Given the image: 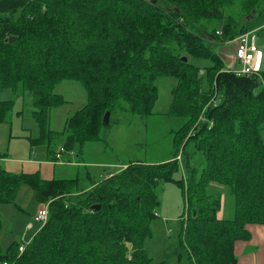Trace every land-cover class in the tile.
<instances>
[{
  "label": "trees",
  "instance_id": "16d2710c",
  "mask_svg": "<svg viewBox=\"0 0 264 264\" xmlns=\"http://www.w3.org/2000/svg\"><path fill=\"white\" fill-rule=\"evenodd\" d=\"M217 3L222 1L0 0V89L20 84L31 95L41 134L33 145L44 140L50 146L52 135L59 136L48 120L50 110L63 104L53 92L63 81L80 82L87 92V104L66 120L65 151L102 141L107 111L148 115L159 77L177 81L172 116L187 124L205 117L188 150L202 154L201 170L184 152L180 163L129 164L86 192L76 190L74 181L1 170L0 204L12 202L26 184L49 211L22 253L16 243L0 252L1 264H150L144 243L156 216V189L166 182H176L183 192L179 245L191 264H238L235 243L250 238L248 225H264V71H225L205 44L219 32L197 30L192 18L222 19ZM242 3L241 17L227 18L221 29L224 39L264 30V0ZM188 55L213 61L204 74L212 77L214 104ZM7 105L0 102V117ZM179 168L183 178L175 180ZM211 186L231 196V219L217 218L221 197L207 193Z\"/></svg>",
  "mask_w": 264,
  "mask_h": 264
},
{
  "label": "rangeland",
  "instance_id": "374dc122",
  "mask_svg": "<svg viewBox=\"0 0 264 264\" xmlns=\"http://www.w3.org/2000/svg\"><path fill=\"white\" fill-rule=\"evenodd\" d=\"M221 1L220 5L217 3V8L222 19L209 22L202 19L196 21L200 17H193L192 19L195 20L194 26L197 30L201 29L205 32H212V34L219 32L216 35L217 40L207 41L205 44L212 48L213 53L221 58L223 69L226 71V68L229 67L228 56L232 60L234 59V47L231 43L234 38L227 40L221 37V29L227 18L241 17V5L244 0ZM237 10L240 13L237 14ZM255 35L256 44L261 54V71H264V30L255 32ZM188 59L191 64L199 69L198 76H203L201 78V90H211L209 104L215 102L217 95L210 81L212 77L208 78L204 74V68L213 66V61L190 55H188ZM238 68L239 66H237ZM176 84L177 81L174 78L159 77L155 80L154 85L157 88V99L153 104L151 112L144 117L130 115L119 110L105 112V114L108 113V120L105 122L103 117V140L95 143H86L81 150H74L75 153H80L79 156L83 155L82 159L78 160L79 163L82 164V160H88L92 163H104L110 166L98 169L100 172L102 170L114 172L119 167L122 171L129 164H158L170 160L180 163L182 153L188 152L192 156L190 164L201 170L203 167L202 154L198 152L195 155L192 151L188 150L191 146L190 144H194V128L196 125L199 126L205 120V117L199 115L196 121L191 120L187 124L186 119L181 118L177 114L176 116L170 114L172 92ZM53 92L61 97L63 104L50 110L48 127L51 131L59 134V136L53 134L50 146H47L46 142L48 141L42 143L44 140L34 145L31 143V140L41 136L31 115V111H29V109H34L30 105L32 101L31 95L25 92L20 84L15 89H0V102H9V105H7L9 107L6 108L4 115L0 117V143H6V149L0 152L2 157L7 156L12 158L16 156L28 160L30 157H34L28 155L30 154V148H35L36 151L40 149L41 153H37V155L41 157L36 156L34 160L45 162L46 158L44 157L46 156L47 159L52 158L56 151L61 150L60 154L62 152L63 154L69 152L63 149L67 135L65 131L66 120L87 104V92L84 86L76 81L60 82L54 86ZM177 113L182 114V111H177ZM193 123H195V126L192 125ZM11 142L16 145L11 147L9 153L7 148ZM118 164L120 166L117 167ZM125 165L126 167L122 169ZM56 168L60 171L59 175L65 178L66 166ZM76 170L82 178L85 169L79 167ZM94 177L92 176L90 180ZM173 178L175 180H182L183 172L180 168L173 173ZM88 185L85 179L74 180L73 183V186L78 191H83ZM216 188L209 189L208 187L207 193L211 196L221 197L217 218L231 219L234 212L232 198L225 188L221 187L222 190L219 192H217ZM156 191L158 195V204L155 207L156 216L149 223L151 237L145 240L144 252L147 258L150 259V264H191L184 249L179 245V238H181L180 220L185 217V202L182 189L176 182H166L161 183ZM37 224L39 227H42L41 224ZM0 252H4V249H0Z\"/></svg>",
  "mask_w": 264,
  "mask_h": 264
},
{
  "label": "crops",
  "instance_id": "0c3cea01",
  "mask_svg": "<svg viewBox=\"0 0 264 264\" xmlns=\"http://www.w3.org/2000/svg\"><path fill=\"white\" fill-rule=\"evenodd\" d=\"M260 50V49H259ZM223 59H225L223 57ZM229 65L233 64V60L228 56ZM232 60V61H231ZM228 68H226L227 70ZM224 70V69H223ZM32 106V101L30 103ZM32 111L31 109H29ZM12 142L7 148L10 153L11 147L15 146ZM6 143H0V152L6 149ZM28 150V149H27ZM35 151V152H34ZM61 151V150H60ZM37 153H41L40 149L30 148V157L28 160L19 158L16 156L2 157L0 154V171H5L11 174H35L37 173L41 180L52 181V180H65V181H79L84 180L88 182V187L83 191H89L102 179H105L113 174L121 172L119 167L117 171L110 172L98 169L103 168L106 165L104 163H92L88 160H82L83 163H79L78 160L82 159L83 155L80 156L74 151H69L63 154L60 159L56 158L59 151H56L54 157L47 159L45 162L35 161ZM86 161V162H85ZM92 164L90 166V164ZM98 164V165H97ZM66 166V175L63 178L59 175L60 171L56 167ZM120 164L117 165V167ZM84 168V174L80 177L77 168ZM125 166L122 167L125 168ZM88 168V169H87ZM76 171V172H75ZM95 176L92 180L90 178ZM218 189L222 188L216 186ZM44 205V202H38L35 196L34 190L26 184H21L17 189V193L10 203L0 204V249L6 250L12 244H28L32 238L39 232L41 226L34 221V216L37 210ZM250 233V238L245 241H237L234 245V253L237 257L238 264H264V225H248L246 228ZM25 242V243H24ZM2 251V250H1Z\"/></svg>",
  "mask_w": 264,
  "mask_h": 264
},
{
  "label": "built area",
  "instance_id": "2783aa9c",
  "mask_svg": "<svg viewBox=\"0 0 264 264\" xmlns=\"http://www.w3.org/2000/svg\"><path fill=\"white\" fill-rule=\"evenodd\" d=\"M231 43L234 47L233 64L227 70H235L237 75H255L261 72V54L259 47L256 44L255 31L240 34L234 38ZM237 66L239 68L237 69ZM60 158V151L56 155ZM49 215L47 203L41 206L35 216L34 221L42 226L47 222ZM27 244H20L18 251L22 253ZM6 264V263H3Z\"/></svg>",
  "mask_w": 264,
  "mask_h": 264
},
{
  "label": "water",
  "instance_id": "95a60500",
  "mask_svg": "<svg viewBox=\"0 0 264 264\" xmlns=\"http://www.w3.org/2000/svg\"><path fill=\"white\" fill-rule=\"evenodd\" d=\"M183 61L186 62L187 59L186 58H183ZM107 120H108V113H106L105 116H104V121L107 122Z\"/></svg>",
  "mask_w": 264,
  "mask_h": 264
}]
</instances>
